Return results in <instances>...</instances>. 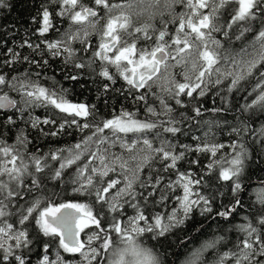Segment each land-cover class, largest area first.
Masks as SVG:
<instances>
[{"label":"snow or ice","instance_id":"snow-or-ice-1","mask_svg":"<svg viewBox=\"0 0 264 264\" xmlns=\"http://www.w3.org/2000/svg\"><path fill=\"white\" fill-rule=\"evenodd\" d=\"M51 3V10L43 5L38 9V37L55 30L56 16L86 27L54 41L25 39L20 47L32 49L33 56L8 48L10 57L0 61V109L16 110L12 115L0 112V264H31L29 252L37 243L43 249L39 264H264V187L255 191L258 207L244 223L233 225L241 236L232 248H227L226 235H214L193 249L181 242L183 253L168 251L171 237L185 232L194 213L207 219L218 197L229 195L231 200L215 215L225 221L233 217L237 207H243L240 195L250 187L246 182L251 180V166L264 172V124L249 123L256 113L264 115V0ZM178 5L182 11L176 10ZM8 7L7 0H0V9ZM157 16L159 28L154 23ZM143 17L147 19L141 22ZM170 24L175 26L172 32ZM89 29L99 34V43L87 62L77 63L73 42L84 45L80 52L93 48ZM214 34H221L223 40ZM141 40L147 46L138 47ZM45 54L101 77L103 95L125 92L123 86L114 88L118 79L123 80L133 103L144 104L145 118L137 116L139 108L103 114L96 104L74 102L70 90L54 78L50 86L46 81L41 84L40 71L12 76L2 71L22 62L47 68ZM64 79L78 81L80 76L68 74ZM10 93L19 94V99ZM210 93L220 98L221 107L207 109L199 102ZM238 93H243L240 99L245 102L236 105V123L224 118L229 142H216L212 130L220 121L197 118L205 112L231 110L228 106ZM191 101L196 103L190 106ZM36 107L50 112L33 116ZM245 113L251 115L241 119ZM25 115L26 123L43 135L71 134L69 130L75 129L81 138L46 153L29 151L31 140L19 129L8 143L4 129L11 130ZM188 120L207 129L194 138V145L177 147L163 138L165 133L173 138L183 134L182 125ZM45 125L50 128L47 132ZM192 152L206 154L208 172L216 170L217 179L228 183L227 193L206 194L202 177L179 170V162ZM156 163L160 168L154 167ZM170 171L176 179L161 174ZM62 185L63 193L70 189L75 195L58 199L62 193L56 189ZM170 198L176 201L171 209ZM184 239L190 242L189 237ZM221 247L227 250L220 251ZM210 251L215 257L211 261L205 255ZM65 253L72 259H66Z\"/></svg>","mask_w":264,"mask_h":264},{"label":"trees","instance_id":"trees-1","mask_svg":"<svg viewBox=\"0 0 264 264\" xmlns=\"http://www.w3.org/2000/svg\"><path fill=\"white\" fill-rule=\"evenodd\" d=\"M10 7L6 9H0V61L3 58L10 57V54L7 53L5 56V49L2 47V41L5 40H15L17 38H21V43L18 47L13 48L15 51L20 52L22 56H33L32 49L27 46L21 48L20 45L23 43L25 39L29 40L31 43H41L45 38L49 41H53L57 39L58 32L57 29L61 26L65 25V21L68 20V17H60L56 16L53 19V24L55 26V30H51L49 33L45 34L44 37H38V34L35 33V29L40 26L39 17L37 16L38 9L43 5L45 7L53 6L51 0H7ZM85 4H90V0H83ZM59 11V9H57ZM33 17H37L36 21H33ZM220 39L223 40L221 34H218ZM94 37L91 38L93 40ZM41 48H44V45L41 44ZM44 59L49 61V66L47 68L37 69L33 65H29L27 62L16 63L11 70L5 66L2 71L8 72L10 76L16 75L17 73H23L25 70L28 71H40L42 73V78L40 80L41 84L51 85L53 82V78L56 81H59L63 87L70 90V98L74 100V102H85L89 104H96L98 109L103 114H107L108 112H112L113 114L119 112L120 109H126L128 111H136L137 108L140 111L137 113V116L141 119L145 118L144 112V104H135L133 103V98L130 95L126 94L127 86L123 80L118 79L115 84V89H120L122 86L125 88V92L120 91H109L107 95H103L100 91V84L102 81L101 77H98L95 74H90L89 71H81L73 67L71 63L65 65L62 57H50L45 54ZM37 59H40V56H37ZM79 74L80 79L78 81H71L64 79V77L68 74ZM35 79V77H33ZM223 95V93H221ZM243 93H238L235 95V99L232 100V103L228 106L231 110L225 111L222 113H210L205 112L203 117H198L197 119L202 120H211L216 119L220 121L219 126L213 127V134L216 142L228 143V125L224 123V118L230 124H235L236 121L234 117L237 116L236 105L243 104L245 101L240 99V96ZM12 98H16L13 94L10 93ZM17 99V98H16ZM231 99V98H230ZM152 98L149 99V103H152ZM199 102L204 105L205 108L211 109L213 107H221V100L219 97L215 95V93H210L206 97L199 98ZM174 103V102H173ZM196 103V101H191V104ZM179 108V106H176ZM49 110H45L41 107H36L34 109V113L37 116L43 117L48 114ZM0 112L7 113L12 115L16 112L15 109L10 110H1ZM187 115L191 116L193 113L187 112ZM251 113H245L241 116V119H246ZM16 119V116H14ZM28 116L25 115L24 121L17 119V125L12 127L9 130L7 127L4 129V137L7 139L8 143H12L15 135L17 134L19 129H23L28 138L31 140V143L28 145L29 151L39 150L40 152H48L49 149H55L57 147H63L65 145H70L79 141L81 138V134L78 133L75 129L69 130L71 134L65 132L59 136H46L38 132L36 129H32L27 123ZM179 119V116H177ZM254 121V123H253ZM249 123H253V127H259L260 124H264V115L260 113H256L253 117V120H250ZM183 134H177L175 138H173L170 134H163V138L171 140L174 145L179 147V145H194L196 143L195 137L201 136L207 130L202 124L197 126L191 120L186 121L183 125ZM45 132L49 131V126L45 125ZM223 129V130H221ZM225 151H228L227 149ZM221 153L217 154L219 157ZM192 160H199V164H192ZM209 163V158L206 157V154L201 152H192L186 154V159L180 161L178 164L179 170L181 172L191 171L197 178H203L206 182V187H204V192L207 193H215L217 191H224L227 193L228 183L217 179V171L213 170L211 173L207 170V165ZM156 168H160L159 163L154 165ZM167 177H171L173 180L176 179L175 173L169 172L167 174L161 173ZM249 175L251 176V180L246 183L250 185L246 190L241 193L240 198L243 201V207H237L236 213L233 217L229 218L228 221H225L222 217H217L215 212L217 210H223L221 205L228 204L231 200V196L226 195L224 197H218L215 201L213 208V213L205 219L200 216L198 212L193 214L192 220L186 227L185 232H181L177 236L171 237L172 247L168 249L169 253H183L184 249L180 247L181 242L184 243L185 248L193 249L199 247L203 241L211 239L214 235H226L227 237V248H232L233 244L237 241V239L241 236V233L237 232L233 225L244 223L245 216H248L253 207H258L256 205V189L260 187H264V184H261V180L264 179V172L260 170L255 164L251 166L249 171ZM53 185L49 184V188H52ZM64 186L56 189V191L61 192L62 195L58 198L60 200H67L72 198L75 194L71 192L69 189L66 193H63ZM177 194L179 191L177 189ZM176 205V201L174 199L169 200L168 207ZM156 210H160V206H157ZM129 213L131 214V210L129 209ZM200 229V231H197ZM29 231L32 229L29 227ZM187 236L190 238L189 240H185L184 237ZM33 239L37 238L33 236ZM45 240L47 238H44ZM227 250L223 247L220 248V251ZM42 244L37 243L35 247L32 248L31 252H29V256L31 259V264H39V260L42 254ZM55 252V245L52 248V253ZM66 259H72L71 254H63ZM206 258L211 261L215 257L211 253H206ZM175 258V257H170Z\"/></svg>","mask_w":264,"mask_h":264},{"label":"rangeland","instance_id":"rangeland-1","mask_svg":"<svg viewBox=\"0 0 264 264\" xmlns=\"http://www.w3.org/2000/svg\"><path fill=\"white\" fill-rule=\"evenodd\" d=\"M176 10L179 12V11H182L183 10V7L182 6H176ZM168 17H167V15H165L164 16V19H167ZM146 17H143V18H141V22H144V21H146ZM69 20V19H68ZM102 23V22H101ZM134 23H135V17H134ZM154 23H155V26L157 27V28H159V27H161V24H160V17L159 16H157L156 17V20L154 21ZM71 26V27H70ZM138 26V25H137ZM82 27H86V25H75V24H73V22L71 21V20H69V27L67 28V29H65V30H63L59 35H58V37H57V39H59L65 32H68V31H74V30H76V29H80V28H82ZM98 28H99V25L97 26ZM174 25H169L168 26V30H169V32H172L173 31V29H174ZM89 31L91 32V35L88 37V40H89V42L93 45V48H90L89 50H88V52H80L79 51V49L80 48H82V47H84V45L83 44H81L80 42H73V48H75V49H77V52H76V57H77V60H76V62L77 63H79V62H81V61H83V62H87L88 60H89V58L91 57V53H92V51L94 50V48H95V46L99 43V40H100V36H99V34L97 33V32H94V31H92L91 29H89ZM215 35V34H214ZM92 37H94V39L93 40H91V38ZM57 39H55V40H57ZM54 41V40H53ZM140 44L138 45V47L139 46H141V45H144V46H147L146 45V43L143 41V40H141L140 42H139ZM150 43V42H149ZM72 64V63H71ZM97 64H99V61H97ZM95 66V65H94ZM175 71H179V69L177 68V69H175ZM178 79H179V77H177ZM5 91H7V89H5ZM14 95H16V97L19 99V94H17V93H13ZM151 104V103H150ZM48 112H50V110L48 111ZM31 114L33 115V116H37L35 113H34V109L33 110H31ZM41 117V116H40ZM149 138H152L151 136H149ZM165 139V138H164ZM158 143H159V141L158 140H156L155 142H154V144H157L158 145ZM178 191H179V189H178ZM82 238H83V234H82ZM73 264H75V261H73Z\"/></svg>","mask_w":264,"mask_h":264},{"label":"bare ground","instance_id":"bare-ground-1","mask_svg":"<svg viewBox=\"0 0 264 264\" xmlns=\"http://www.w3.org/2000/svg\"><path fill=\"white\" fill-rule=\"evenodd\" d=\"M216 36H217V38H219L220 39V36H218V34H215ZM21 43V38L19 39V38H17V39H15V40H7V41H5V40H3L2 41V47H3V49H5V51H7V49L8 48H15V47H18V45ZM32 55H34V53H32ZM37 56H39V55H36L35 56V58L37 59ZM86 71H88V70H86ZM91 74H94V73H91ZM74 75H75V73H74ZM11 94H13V93H11ZM14 95V94H13ZM15 97H16V95H14ZM17 98V97H16ZM18 99V98H17ZM202 136H203V134H202Z\"/></svg>","mask_w":264,"mask_h":264},{"label":"flooded vegetation","instance_id":"flooded-vegetation-1","mask_svg":"<svg viewBox=\"0 0 264 264\" xmlns=\"http://www.w3.org/2000/svg\"><path fill=\"white\" fill-rule=\"evenodd\" d=\"M65 22H66V23H65L64 26H61V27H59V28L57 29L58 35H59L63 30H65V29H67V28L69 27V20H66ZM139 44H140V43H138V45H139ZM4 55H5V56L7 55V51H5ZM3 59H5V58H3Z\"/></svg>","mask_w":264,"mask_h":264},{"label":"water","instance_id":"water-1","mask_svg":"<svg viewBox=\"0 0 264 264\" xmlns=\"http://www.w3.org/2000/svg\"><path fill=\"white\" fill-rule=\"evenodd\" d=\"M1 110H10V109H1Z\"/></svg>","mask_w":264,"mask_h":264}]
</instances>
